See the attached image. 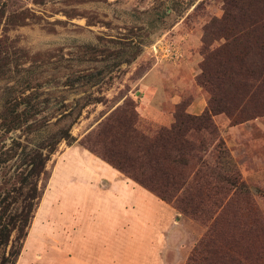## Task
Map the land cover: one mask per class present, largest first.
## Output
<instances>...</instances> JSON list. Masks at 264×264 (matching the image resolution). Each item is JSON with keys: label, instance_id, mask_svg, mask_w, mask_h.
<instances>
[{"label": "rangeland", "instance_id": "374dc122", "mask_svg": "<svg viewBox=\"0 0 264 264\" xmlns=\"http://www.w3.org/2000/svg\"><path fill=\"white\" fill-rule=\"evenodd\" d=\"M263 11L264 0H0V125L29 107L35 111L19 117L18 129H0V140L24 143L26 124L55 123L68 112L71 115L61 127L70 129L76 139L71 147L60 142L46 163L51 176L47 183H39L42 198L17 264H70L72 248H88L85 256L102 264L117 254L123 264L154 262L158 232L168 222L159 201L139 188L131 202L118 200L121 192L130 190L108 179L112 169L83 143L105 153L96 144L98 138L105 137L109 119L129 101L138 114L140 132L151 135L165 127L145 121L139 113L138 82L158 66L180 70L194 64L188 70L195 75L189 82L192 86L178 105L189 113L198 89L207 106L209 94L197 78L204 60L202 42L212 38L208 31L220 32L217 21L221 23L225 16L229 26L233 20L244 21ZM159 40L162 45L173 44L181 56H168L163 47L155 56L151 46ZM241 48L240 44L228 54L240 55ZM213 122L224 142L219 157L222 168L237 171L248 191L237 199L242 210L232 208L218 222L214 248L249 254L261 249L256 264H264V114L243 122L220 114ZM122 145L120 140V149ZM106 146L113 160H118L116 147ZM176 213L181 229L172 234L182 231L183 243L181 260L174 264H186L206 226ZM14 238L15 233L6 253Z\"/></svg>", "mask_w": 264, "mask_h": 264}, {"label": "trees", "instance_id": "16d2710c", "mask_svg": "<svg viewBox=\"0 0 264 264\" xmlns=\"http://www.w3.org/2000/svg\"><path fill=\"white\" fill-rule=\"evenodd\" d=\"M227 20L225 16L221 23L217 21L222 30L208 31L212 38L202 42L204 60L197 82L207 91L209 100L201 114H189L185 106L177 105L168 127H159L146 135L140 132L138 114L129 101L109 119L105 137L98 138L96 144L100 143L105 153L83 143L85 149L177 212L206 226V233L192 249L186 264H256L262 256L261 249L249 254L237 253L235 248H214L218 222L232 208L242 210L237 199L248 195V191L237 171L221 166L219 157L224 142L213 117L224 114L230 120L243 122L264 114V11L244 21L233 20L229 26ZM221 40L222 44L210 49ZM240 44V55L228 54ZM251 53L253 57L247 58ZM251 105L250 114L244 117L243 112ZM33 110L29 107L16 113L0 129H18L22 123L19 117L34 113ZM70 115L63 114L55 123L26 124L24 143L14 138L8 144L0 140V264L18 262L27 229L42 198L39 183H47L51 176L47 161L60 142L68 147L76 142L70 129L61 127L63 119ZM103 139L116 147L113 152L120 156L118 160L110 156ZM13 233L15 238L6 253Z\"/></svg>", "mask_w": 264, "mask_h": 264}, {"label": "crops", "instance_id": "0c3cea01", "mask_svg": "<svg viewBox=\"0 0 264 264\" xmlns=\"http://www.w3.org/2000/svg\"><path fill=\"white\" fill-rule=\"evenodd\" d=\"M193 65L194 64L188 63L180 70H169L158 66L148 71L138 82L137 91L140 93L139 113L145 121L165 127L172 123V110L182 101L184 92L192 86V83L189 82H193L195 75L190 76L191 73L189 75L188 70H191V67L193 69ZM148 77V85L144 86V82ZM172 83H176V86L172 87L170 85ZM169 87H172V89L170 90ZM195 94V96L193 95V101L188 107V112L193 115H199L204 110L206 101L202 94H199L198 89ZM103 163L105 162L102 161V164ZM108 166L113 172H109V176H107V178L112 180L113 183H116L121 188H128L130 190V192H121V196L118 200L122 203H126V201L131 202V199L135 196V194L137 192L140 193L139 190L136 191L137 188L145 190L159 201L161 205L160 209H162L168 217L166 226L162 227L158 232V239L160 240L159 246L154 250L157 257L154 259L153 263L148 261L145 264H174V261L178 262L181 260L182 248H180V245L183 243L181 242L182 231H179V234H172L176 230L181 229V219L178 218L176 211L170 207V205L158 199L142 186L124 177L119 171L112 168L110 165ZM108 184L105 183L104 186L107 187ZM56 249L58 252L60 251L58 248ZM76 249L72 248L68 250V259L70 264H94V262L95 264H102L90 260L87 255L85 256V253L88 252V248H79L80 250ZM177 257L178 259L176 260ZM118 259V254L111 256L105 264H123V261H119Z\"/></svg>", "mask_w": 264, "mask_h": 264}, {"label": "built area", "instance_id": "2783aa9c", "mask_svg": "<svg viewBox=\"0 0 264 264\" xmlns=\"http://www.w3.org/2000/svg\"><path fill=\"white\" fill-rule=\"evenodd\" d=\"M173 44H164L162 45V41H157L153 46H151V51L155 54V56L158 55L159 50L163 47L162 51H165L166 55H170L172 57H175L176 59L179 58L181 55L176 52L175 48L172 46ZM166 47V48H165ZM165 48V50H164Z\"/></svg>", "mask_w": 264, "mask_h": 264}]
</instances>
